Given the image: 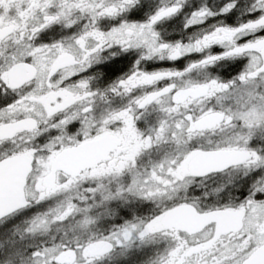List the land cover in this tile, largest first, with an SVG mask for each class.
<instances>
[{
	"label": "snow or ice",
	"instance_id": "snow-or-ice-1",
	"mask_svg": "<svg viewBox=\"0 0 264 264\" xmlns=\"http://www.w3.org/2000/svg\"><path fill=\"white\" fill-rule=\"evenodd\" d=\"M0 264H264V0H0Z\"/></svg>",
	"mask_w": 264,
	"mask_h": 264
}]
</instances>
